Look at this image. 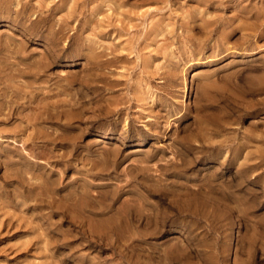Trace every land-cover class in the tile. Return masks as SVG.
<instances>
[{"label":"rangeland","instance_id":"rangeland-1","mask_svg":"<svg viewBox=\"0 0 264 264\" xmlns=\"http://www.w3.org/2000/svg\"><path fill=\"white\" fill-rule=\"evenodd\" d=\"M0 264H264V0H0Z\"/></svg>","mask_w":264,"mask_h":264},{"label":"bare ground","instance_id":"bare-ground-1","mask_svg":"<svg viewBox=\"0 0 264 264\" xmlns=\"http://www.w3.org/2000/svg\"><path fill=\"white\" fill-rule=\"evenodd\" d=\"M75 1H76V0H75ZM77 3H78V2H77ZM75 5H76V4H75ZM75 5H74V7H75ZM49 7L52 8L53 5H52V6H49ZM72 7H73V6H72ZM101 7H102V6H101ZM99 8H100V7H99ZM74 9H75V8H74ZM101 9H102V8H101ZM99 10H100V9H99ZM99 10H98V11H99ZM46 11H48V10H46ZM96 11H97V9H96ZM98 11H97V12H98ZM50 12H51V11H50ZM99 12H100V11H99ZM247 13H248V12H247ZM256 14H257V13H256ZM259 14H260V13H259ZM260 15H261V14H260ZM252 16H253V15H252ZM254 16H255V15H254ZM257 18H258V17H257ZM196 24H197V23H196ZM247 28H248V27H247ZM153 41H154V40H153ZM102 53H103V52H102ZM100 56H101V55H100ZM100 56H98V57H100ZM98 57H97V58H98ZM101 57H103V56H101ZM99 60H100V59H99ZM106 61H108V60H106ZM106 61H105V62H106ZM99 62H100V61H99ZM102 62H103V61H102ZM100 63H101V62H100Z\"/></svg>","mask_w":264,"mask_h":264}]
</instances>
